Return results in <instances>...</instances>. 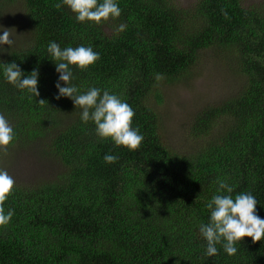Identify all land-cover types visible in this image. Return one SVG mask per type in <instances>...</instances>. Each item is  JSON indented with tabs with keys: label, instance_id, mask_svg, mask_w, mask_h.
Returning <instances> with one entry per match:
<instances>
[{
	"label": "trees",
	"instance_id": "trees-1",
	"mask_svg": "<svg viewBox=\"0 0 264 264\" xmlns=\"http://www.w3.org/2000/svg\"><path fill=\"white\" fill-rule=\"evenodd\" d=\"M6 1L20 4L28 32L0 53V114L15 133L12 144H42L57 171L15 181L4 203L14 215L0 226V264H264V239L244 237L231 256L217 244L209 257L199 232L210 218L206 204L226 194L218 180L233 186V198L253 194L264 219V0H196L185 9L173 0H116L121 15L100 25L54 8L61 0ZM121 23L126 29L117 33ZM51 41L100 54L86 70L70 66L72 84L80 94L97 87L127 102L144 137L138 150L101 139L71 98H55ZM206 49L231 58L242 84L193 116L195 147L180 151L162 134L158 87L184 77ZM13 61L25 75L38 70V97L6 80L4 64ZM106 154L118 160L106 163Z\"/></svg>",
	"mask_w": 264,
	"mask_h": 264
},
{
	"label": "clouds",
	"instance_id": "clouds-1",
	"mask_svg": "<svg viewBox=\"0 0 264 264\" xmlns=\"http://www.w3.org/2000/svg\"><path fill=\"white\" fill-rule=\"evenodd\" d=\"M67 6L75 14L77 22H93L100 25L108 20H115L121 15V9L116 0H61L53 5L57 10ZM221 12L225 19L228 13L224 9ZM126 25L121 23L116 27V32H122ZM11 32L3 29L0 35V46L14 43ZM5 51L0 47V52ZM47 52L51 60L55 62V71L59 73L55 87L58 89L56 99L61 97L71 98L75 108H80V118L84 123L92 121L95 124V132L101 139L111 138L116 146H124L130 151L138 150L143 135L139 128L132 126L135 115L132 107L123 101L118 95L110 94L108 90L91 87L80 94L79 89L72 84L74 79L70 66H76L86 70L90 65L100 59V54L91 46L66 47L61 49L54 41L49 42ZM3 74L6 80L18 89H26L33 97L40 95L38 91V70L33 69L25 75L21 68L13 61L4 64ZM24 77L23 79L21 77ZM156 81L163 79L160 73L155 74ZM61 81L65 86H61ZM31 98V97H30ZM41 106L46 100H38ZM15 139L12 126L3 114H0V156L8 155V148ZM106 163H115L118 157L106 154L103 157ZM15 179L9 175L6 169L0 168V226H6L14 215L9 209L5 212L4 203L13 192ZM233 186L223 180H218V193L206 204L210 211L207 223H201L199 232L206 240V256L218 255L217 244H221L228 255H235L236 244L244 237H251L256 243L264 239V219L256 214L257 199L250 192H242L233 198Z\"/></svg>",
	"mask_w": 264,
	"mask_h": 264
},
{
	"label": "rangeland",
	"instance_id": "rangeland-1",
	"mask_svg": "<svg viewBox=\"0 0 264 264\" xmlns=\"http://www.w3.org/2000/svg\"><path fill=\"white\" fill-rule=\"evenodd\" d=\"M196 0H173L180 9L194 4ZM243 5L261 0H240ZM20 4H10L0 0V35L3 29L11 32L13 44L26 39L28 26L22 18ZM105 32L109 27L102 25ZM0 47L6 48V44ZM2 53V52H0ZM235 62L226 59L212 49L203 50L198 60L186 71L184 77L173 83L158 87L162 101L156 105L161 131L168 143L180 151L194 148L195 143L188 135V127L193 116L202 108L218 103L235 94L240 89L242 76L235 74ZM42 144L14 145L3 156L1 167L6 169L17 182H33L53 176L57 164L42 154Z\"/></svg>",
	"mask_w": 264,
	"mask_h": 264
}]
</instances>
